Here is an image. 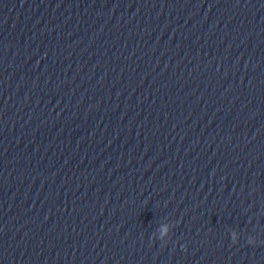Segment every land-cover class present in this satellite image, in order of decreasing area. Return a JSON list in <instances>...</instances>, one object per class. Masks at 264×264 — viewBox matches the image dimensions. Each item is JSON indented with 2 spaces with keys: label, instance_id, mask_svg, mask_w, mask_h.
I'll return each mask as SVG.
<instances>
[{
  "label": "water",
  "instance_id": "water-1",
  "mask_svg": "<svg viewBox=\"0 0 264 264\" xmlns=\"http://www.w3.org/2000/svg\"><path fill=\"white\" fill-rule=\"evenodd\" d=\"M0 264H264V0H0Z\"/></svg>",
  "mask_w": 264,
  "mask_h": 264
}]
</instances>
